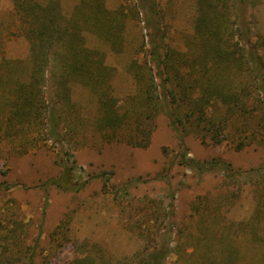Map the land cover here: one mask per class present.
Returning a JSON list of instances; mask_svg holds the SVG:
<instances>
[{
  "label": "rangeland",
  "instance_id": "obj_1",
  "mask_svg": "<svg viewBox=\"0 0 264 264\" xmlns=\"http://www.w3.org/2000/svg\"><path fill=\"white\" fill-rule=\"evenodd\" d=\"M0 264H264V0H0Z\"/></svg>",
  "mask_w": 264,
  "mask_h": 264
},
{
  "label": "trees",
  "instance_id": "obj_2",
  "mask_svg": "<svg viewBox=\"0 0 264 264\" xmlns=\"http://www.w3.org/2000/svg\"><path fill=\"white\" fill-rule=\"evenodd\" d=\"M202 1H205V0H202ZM52 8H53V6H50L49 4H47V5H45V6H43L41 8L42 9V14L40 15V18L41 19H39V27H38V30L37 31H34L33 30V32H36L35 33L36 38L39 39V37H40L41 38V41L40 42H43V43L53 44L54 41L57 39V38H55L53 36V34H51V31L55 32V29H58L61 32V30H60L61 25L57 24V22H58L57 21L58 14H54L53 13V9L54 8L53 9ZM59 31L56 30V32H59ZM58 39H60V38H58ZM55 54L57 55V53H55ZM157 55L159 57V54L158 53H157ZM159 62L160 61H158V64H159ZM255 62L258 64V62L256 60H255ZM64 66H65V64H64ZM84 68L85 67L82 64H80V62L76 61V64L74 65V69L75 70L81 71L83 73L86 71L85 74H90L91 73L90 71H87ZM31 76H32V78L35 79V72H32ZM36 81H38V80H35V82ZM153 83L154 82L152 81V84ZM163 88H164L163 90L165 91L166 90V86L164 85ZM181 88H182V86H181ZM184 88H186V87H184ZM148 92H150V89L148 90ZM146 93H147V91H146ZM31 95H32V93H31ZM24 96H26V97H22L23 100L24 101H28L27 99H29L30 100V102L28 101L29 102V105H32L33 104V101H34V99H32V96H30V98H29V94L27 92H26V95H24ZM148 98L151 100L153 97L148 96ZM35 100L37 101V99H35ZM149 104H152V103H149ZM41 109H42V107H41ZM28 110H31V109H28ZM47 113L49 114L51 124L54 126V128H57L59 126V122H58L57 113L55 111V108H51V107L48 106ZM211 168H213V167L208 168V170L211 169Z\"/></svg>",
  "mask_w": 264,
  "mask_h": 264
}]
</instances>
